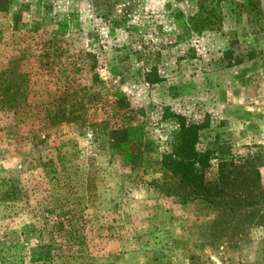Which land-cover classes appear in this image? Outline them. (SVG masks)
<instances>
[{"label":"rangeland","instance_id":"1","mask_svg":"<svg viewBox=\"0 0 264 264\" xmlns=\"http://www.w3.org/2000/svg\"><path fill=\"white\" fill-rule=\"evenodd\" d=\"M201 6L221 24L193 31ZM0 99V264L60 215L76 244L50 264H264V0H0ZM171 111L247 182L169 192Z\"/></svg>","mask_w":264,"mask_h":264},{"label":"trees","instance_id":"2","mask_svg":"<svg viewBox=\"0 0 264 264\" xmlns=\"http://www.w3.org/2000/svg\"><path fill=\"white\" fill-rule=\"evenodd\" d=\"M200 11L192 17L194 23L191 25L193 31L199 32L203 29H214L220 25V15L213 10V7L205 9L199 7ZM149 81L153 83V80ZM1 108L14 107L16 100L7 101L0 99ZM14 104V105H12ZM169 119L175 124L171 131L170 139L160 151L159 164L162 170L163 182L168 186L169 192L179 195L182 199H201L211 205L216 202L218 194L226 188L238 186L240 175L247 172V161L236 162L233 159L218 157L213 148L200 146L199 139L204 122L188 118L183 113L171 111ZM215 167L213 177H208L209 169ZM244 174L243 180L239 183L245 184L247 178ZM157 182L160 183L159 179ZM156 185H158L156 183ZM234 198L238 202L250 204L249 193L237 194ZM264 199V194L255 193L252 197L254 202ZM231 210V209H230ZM232 211V210H231ZM61 216V215H60ZM56 219L50 238L47 241H40L32 248L28 256L21 255L11 264H50L54 258L65 252H69L72 243L76 244V230L65 220L62 215ZM55 234V235H54ZM56 234L59 235L56 238ZM28 259V260H27Z\"/></svg>","mask_w":264,"mask_h":264}]
</instances>
